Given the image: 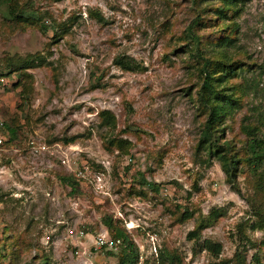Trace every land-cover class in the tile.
I'll return each mask as SVG.
<instances>
[{
    "label": "rangeland",
    "instance_id": "374dc122",
    "mask_svg": "<svg viewBox=\"0 0 264 264\" xmlns=\"http://www.w3.org/2000/svg\"><path fill=\"white\" fill-rule=\"evenodd\" d=\"M219 5L0 0V264H127L122 246L94 244L99 234L112 236L108 217L134 243V264H233L236 253L264 264L256 215L264 214V184L258 188L245 169L237 194L220 162L196 150L205 120L197 101L203 58L226 56L244 69L225 84L241 106L225 118L220 144L225 139L231 153L245 155V125L264 139V0H245L232 16L237 29L226 47L217 28L205 26L220 23L211 12ZM118 56L132 68L117 65ZM25 60L39 64L13 70ZM102 110L115 115L114 129L102 126ZM109 137L126 139V151L106 149ZM83 167L80 191L72 193L59 177L77 178ZM142 176L159 191L141 185ZM213 209L221 216L200 240H188ZM185 211L192 216L180 222ZM203 239L219 242V255L203 249Z\"/></svg>",
    "mask_w": 264,
    "mask_h": 264
},
{
    "label": "trees",
    "instance_id": "16d2710c",
    "mask_svg": "<svg viewBox=\"0 0 264 264\" xmlns=\"http://www.w3.org/2000/svg\"><path fill=\"white\" fill-rule=\"evenodd\" d=\"M204 2H210V0H201ZM220 5L214 7L211 11L216 18H219V22L215 20V24L211 23L212 26L216 27L217 31L221 33L219 37V45L222 47L229 46L232 42V33L236 31L237 27L234 21H232V16L237 15L242 9L245 0H217ZM206 10V9H205ZM204 10V11H205ZM229 12L232 14L229 15ZM98 20H102L99 13L96 12ZM30 16H25L24 19H28ZM212 19L207 18L204 24L210 22ZM218 20V19H217ZM202 23V19H194V26H199ZM64 25H61V29L64 32H67L68 24L65 22ZM193 25L188 27V36L192 38L193 42H198V37L195 35L192 29ZM192 29V30H191ZM197 50V49H196ZM202 58V57H201ZM114 62L117 65L122 66L123 68L131 69V61L127 60V57L118 56L114 58ZM38 65L39 63L36 62ZM33 61L25 60L20 65L12 66L14 71H19L20 69H28L34 66H37ZM196 70L201 78L200 87L197 90V101L199 102L200 107L203 109L205 114V120L201 127L200 137L198 139L196 150H201L205 152L208 158L217 159L222 167V170L226 176V180L231 184L233 190L240 194V189L235 182H237V177L242 171L247 169L253 175L257 177V186L262 188L264 184V139L258 135L260 131L258 127H250V125H245L242 127V131L245 134L244 149L245 155H239L236 153H231L230 144L228 141L222 140V131L224 127H221L225 118L231 116L234 111L240 109V100L238 97H235L233 94L228 93L229 87H226V82L235 76H239L243 72V68L240 67V62L238 61H228L226 56L224 59L220 58H203L201 64L196 67ZM24 72V71H23ZM25 73H19V77H25ZM18 85H21L19 80ZM23 86V84H22ZM25 87V85H24ZM23 87V88H24ZM101 117L102 126L107 127L112 130L116 126L115 115L109 110H102L99 113ZM0 123L3 124L2 121ZM1 125V124H0ZM8 127V126H7ZM10 135L14 136L16 129L13 127H8ZM75 140V137L63 138L65 143H70ZM129 142L126 139L109 137L104 143V147L108 150L116 149L119 151H126ZM60 182L70 188L72 193H77L80 191V178H76L70 174H63L59 177ZM140 184L147 186L151 191L158 192L159 185L155 182L146 181L142 176L140 177ZM140 195L144 196L145 191H139ZM258 216V225L257 227L264 230V214L256 211ZM191 213L185 211L180 218V222H183L191 217ZM221 216V213L218 209H213L207 217H202L196 222V226L187 233L186 238L188 240L198 241L201 238V232L211 224H213L218 217ZM108 220L105 221L107 230L111 231L113 239H119L120 243L117 247H123V261L127 264H134L137 260V254L135 252V245L129 239L125 233L123 227L112 226L111 219L108 217ZM264 245V239L261 242ZM201 247L214 256L219 255L221 251V244L219 242H213L210 239H203ZM42 264H47L46 260ZM233 264H262L259 257L255 254L252 256V260L246 262L242 254L236 253L235 262Z\"/></svg>",
    "mask_w": 264,
    "mask_h": 264
},
{
    "label": "built area",
    "instance_id": "2783aa9c",
    "mask_svg": "<svg viewBox=\"0 0 264 264\" xmlns=\"http://www.w3.org/2000/svg\"><path fill=\"white\" fill-rule=\"evenodd\" d=\"M1 143V142H0ZM106 164L108 163H105L103 162L102 165L106 168ZM76 176L77 177H82L84 178L86 173L88 172V167H83V169H80L78 171H76ZM97 177V180H100V177L99 176H96ZM97 188H99L100 192L102 193H106L108 194L107 191H104L100 184V182L97 181V184H96ZM94 244L97 248H107V249H114L117 247V245L120 243V240L119 239H113L111 238L110 236H108L107 234H99L96 238H94Z\"/></svg>",
    "mask_w": 264,
    "mask_h": 264
}]
</instances>
